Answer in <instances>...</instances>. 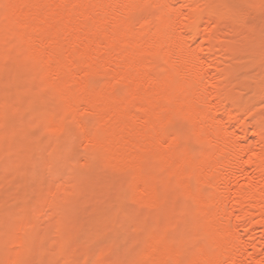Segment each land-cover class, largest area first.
<instances>
[{"label": "bare ground", "instance_id": "bare-ground-1", "mask_svg": "<svg viewBox=\"0 0 264 264\" xmlns=\"http://www.w3.org/2000/svg\"><path fill=\"white\" fill-rule=\"evenodd\" d=\"M0 264H264V0H0Z\"/></svg>", "mask_w": 264, "mask_h": 264}]
</instances>
